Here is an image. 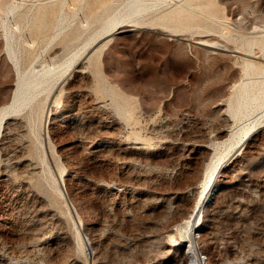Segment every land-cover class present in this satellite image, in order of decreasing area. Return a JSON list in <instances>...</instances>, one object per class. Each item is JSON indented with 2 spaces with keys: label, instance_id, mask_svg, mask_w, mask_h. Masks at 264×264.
<instances>
[{
  "label": "rangeland",
  "instance_id": "obj_1",
  "mask_svg": "<svg viewBox=\"0 0 264 264\" xmlns=\"http://www.w3.org/2000/svg\"><path fill=\"white\" fill-rule=\"evenodd\" d=\"M125 1L0 0V264H264V112L234 119L264 80V0H159L188 5L11 107L16 64L82 53Z\"/></svg>",
  "mask_w": 264,
  "mask_h": 264
},
{
  "label": "bare ground",
  "instance_id": "obj_2",
  "mask_svg": "<svg viewBox=\"0 0 264 264\" xmlns=\"http://www.w3.org/2000/svg\"><path fill=\"white\" fill-rule=\"evenodd\" d=\"M185 1L191 2V1H195V0H185ZM159 5H160L159 0H126L125 3L123 4L122 9H120L115 14H113V16L111 18H108L106 20V22L104 23V25H102L103 27L98 31L97 35L93 39H91L86 44V46L84 45V49H83L82 53H80V54L76 53L75 56H73V57L71 56L72 58L68 59L67 61L65 60V62H63V63H60V64H52V63L48 64L47 63V65L40 66V67L33 66L32 68H29V70H25L24 72H22L19 65L16 64V62H17L16 61L15 62L16 67H17V74H16L17 80H16V84H15L16 88L14 90V94H13L14 96H12L13 97V106L10 105L14 109L11 107H10L11 108L10 109V108H8L9 107L8 106L7 111H8V109H9V111H12V109L15 110L17 108H20L23 105L28 106V105L33 104L34 102L37 101V98L42 93H46V99H49L51 94L54 92L55 88H57V86H59V84L68 75L69 70L72 68L73 64L76 63V61L79 62L80 59H82L83 57L88 55V52L90 51V49H92L95 46H97L98 44H100V42H102L103 40H105V39L111 37L112 35L116 34L118 31H121V29L123 30L124 28H129V29L133 30V28H136L135 25L142 24L143 21L141 22V18H146L152 22L157 21V20L178 21L179 18L181 17V15H183L184 9H185V7H187L188 4L184 3L180 9L174 10V11L168 12V13H164L165 11H161L160 9H158ZM61 10H63L62 7H61ZM3 22H6V21H3ZM82 26H83V28H90V23L88 21L82 22ZM4 27H6L5 24H4ZM11 28H12V26H11ZM17 28H18V26L16 27V30H18ZM9 29H10V27H9ZM13 30H15V28ZM7 38H10L9 35ZM206 46H208L209 48L210 47L211 48H217L219 46L222 47V45H218L215 47V46H212L210 44L206 45ZM260 47H261L262 51H264V42H262ZM241 54L245 57L257 58V57H253L249 54H245V53H241ZM244 63L247 65L246 69H250L251 67L253 69L258 68L256 66L255 62H253L252 60H249L247 58H244ZM236 106H237V109L235 111V118L234 119H236V118L238 119L239 116L250 117V116L254 115L255 113H256V115H258L259 114L258 112H260V113H261V111L264 112V80L260 84H255V83L249 84L248 83L246 85V88H243L240 91V93L237 97ZM7 111H6V113H7ZM3 113L5 115V112H3ZM8 114H9V112L7 113V115ZM259 116L261 118L264 117V116L262 117L261 114H259ZM7 119H9V118H7ZM238 120H240V118ZM252 120L253 119H251V122H252ZM254 120H255V123H252V124H254L253 127H257L258 124L260 127H264L262 122H261V125H262L261 126L259 121H257L256 119H254ZM3 121H6L5 116L0 118V129L2 127H4L3 123H5V122H3ZM245 123H247V121ZM253 127H249V129L246 132V137H248L249 132L251 131V129ZM244 129H247L246 126H244ZM1 132L2 131H0V134H1ZM220 160L221 159L218 158L217 161H214L213 163L211 162L212 163V165H211V171L212 172L210 173V175L212 174V176H213L214 171L219 166ZM212 176H210V178H209L210 180L212 179L211 178ZM208 177L209 176H207V178ZM173 223H175V222H173ZM194 223H193V221L189 223L188 237H189L190 243H193L195 241V238H196L195 233L197 231V227ZM198 261H200V258ZM195 263H197V258H196V256H192L190 258V264H195Z\"/></svg>",
  "mask_w": 264,
  "mask_h": 264
}]
</instances>
